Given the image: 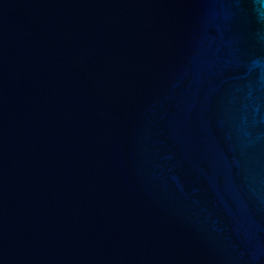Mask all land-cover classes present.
I'll list each match as a JSON object with an SVG mask.
<instances>
[{
    "label": "water",
    "instance_id": "95a60500",
    "mask_svg": "<svg viewBox=\"0 0 264 264\" xmlns=\"http://www.w3.org/2000/svg\"><path fill=\"white\" fill-rule=\"evenodd\" d=\"M0 264H264V0H0Z\"/></svg>",
    "mask_w": 264,
    "mask_h": 264
}]
</instances>
